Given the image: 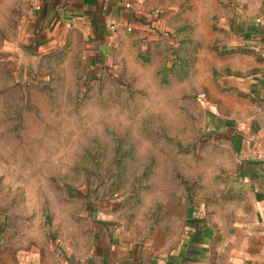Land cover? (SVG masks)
Returning <instances> with one entry per match:
<instances>
[{
    "label": "rangeland",
    "instance_id": "374dc122",
    "mask_svg": "<svg viewBox=\"0 0 264 264\" xmlns=\"http://www.w3.org/2000/svg\"><path fill=\"white\" fill-rule=\"evenodd\" d=\"M140 10L97 40L82 24H40L30 0H0L1 255L68 262L115 231L165 253L200 204L209 264L233 262L250 203L213 119L242 136L263 114L235 80L261 56L244 30L264 0H141Z\"/></svg>",
    "mask_w": 264,
    "mask_h": 264
},
{
    "label": "crops",
    "instance_id": "0c3cea01",
    "mask_svg": "<svg viewBox=\"0 0 264 264\" xmlns=\"http://www.w3.org/2000/svg\"><path fill=\"white\" fill-rule=\"evenodd\" d=\"M125 2H129L130 6H125ZM140 2L43 0L41 10L35 11V15L40 24L70 21L85 26L93 38L108 40L116 32L121 33L126 26L132 25L129 19L140 13ZM254 23L244 30L246 46L253 49L255 43H264V16L260 23ZM248 68L249 74L245 78H236L235 84H244L264 108V56L253 60ZM261 116H253L252 133L242 136L235 134V129L234 132L227 129L233 123L223 114L216 113L213 119L216 123L213 126L225 131L223 142L229 143L239 154V172L243 176V187L250 203L246 209V235L233 247L235 253L231 264H240L242 261L237 262L238 257L244 258L245 264H264V109ZM237 122V126L241 127V122ZM200 207V204L198 207H188L190 221L185 226L183 237L173 249L165 253H143L139 245L123 240L115 231L101 233L83 256L69 253L68 262L49 263L41 257L15 260L12 256L8 258L0 254V264H209L214 232L208 222L201 219Z\"/></svg>",
    "mask_w": 264,
    "mask_h": 264
},
{
    "label": "built area",
    "instance_id": "2783aa9c",
    "mask_svg": "<svg viewBox=\"0 0 264 264\" xmlns=\"http://www.w3.org/2000/svg\"><path fill=\"white\" fill-rule=\"evenodd\" d=\"M31 1V6L33 8L34 11H39L41 10L42 8V4H43V0H30ZM125 6H130V3L129 2H125L124 3ZM256 23H259L262 21V16L260 17H257L255 20H254ZM128 29H130V25L127 26ZM254 49L259 52L261 55L264 56V43L262 42H257L253 45Z\"/></svg>",
    "mask_w": 264,
    "mask_h": 264
}]
</instances>
